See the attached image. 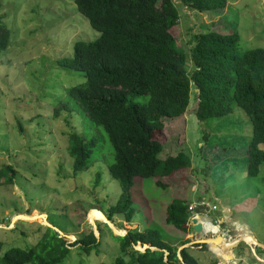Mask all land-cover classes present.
Returning a JSON list of instances; mask_svg holds the SVG:
<instances>
[{"label":"rangeland","instance_id":"1","mask_svg":"<svg viewBox=\"0 0 264 264\" xmlns=\"http://www.w3.org/2000/svg\"><path fill=\"white\" fill-rule=\"evenodd\" d=\"M179 14V22L171 31L187 49L191 34L201 29L200 23L221 33L236 30L242 50L264 47V0H227L214 13L180 6ZM0 17L10 36L9 44L0 51V167L11 164L15 171L13 183L0 184V254L11 245L35 244L45 225L55 226L67 242L92 228L99 240L95 249L86 253L76 244L59 264L102 261L112 264L121 249L111 232L125 233L128 223L123 214H115L113 222H106L101 209L115 203L121 191L119 181L108 168L112 146L102 131L90 155V165L74 174L67 134L73 129L84 134L83 122L88 121L85 117L83 121V113L80 118L75 113L67 117L65 110L54 115L58 100L65 98L66 87L85 80L82 71L61 68L56 60L71 55L76 40L94 39L100 32L78 11L75 0H0ZM190 64L188 60V68ZM162 120L169 141L167 148L171 152L183 149L190 156L191 171L198 184L188 187V198H210L209 193H202L205 186L201 179L210 177L208 183L219 195L223 179H228L230 184L222 190V196L231 203L255 199L254 209L241 216L263 240L264 162L255 176H248L246 167L237 165L251 138V121L245 111L236 105L230 114L204 124L192 113ZM87 134L95 135V129L90 128ZM223 143L228 144L227 150ZM3 179L0 176V181ZM169 192L157 186L153 177L135 176L132 187L135 213L130 224L138 229L158 226L165 239L180 246L176 229L165 220ZM84 203L101 211L93 209L89 214L90 206L85 207ZM85 208L87 212L83 211ZM235 226L238 233L232 232L231 239L249 236L246 229L242 231L241 224ZM211 236L207 234L205 239ZM188 237L196 240L192 234ZM228 238L222 239L221 245L229 247L227 251L233 256L228 257L224 249L222 261L196 242L190 241L189 249L199 264H264V250L257 246L252 249L248 239L230 248L238 240L227 242ZM221 245L210 243L213 247ZM132 247L143 251L142 244L135 243ZM124 258L129 255L124 254Z\"/></svg>","mask_w":264,"mask_h":264},{"label":"trees","instance_id":"2","mask_svg":"<svg viewBox=\"0 0 264 264\" xmlns=\"http://www.w3.org/2000/svg\"><path fill=\"white\" fill-rule=\"evenodd\" d=\"M226 2L75 0L78 11L100 33L94 39L76 40L71 55L56 60L61 68L82 71L85 80L66 87L65 98L58 100L54 115L65 110L67 117L75 113L80 118L83 113V121L84 117L88 121L83 122L84 134L76 129L67 134L74 174L90 165V155L102 131L112 146L108 168L121 191L115 203L101 209L111 221L115 214H123L128 222L124 234L111 232L121 249L112 264H199L190 246L179 249L164 238L158 226L138 229L130 224L135 213L134 177H153L163 191L170 190L166 222L176 229L181 245L187 242V189L195 183L194 173L188 153L167 148L163 117L192 113L204 124L230 114L238 105L251 121L246 174L257 175L264 162V47L242 50L236 30L221 33L200 23L201 29L191 34L187 49L171 31L179 22L180 6L214 13ZM1 17L0 51L10 40ZM18 126L21 129L19 121ZM90 128L95 129V135L87 134ZM223 146L229 147L227 143ZM14 173L11 164L2 165L0 176L4 179L0 184L13 183ZM84 205L89 207L90 203ZM93 209L101 211L90 206L89 214ZM98 243L92 228L67 242L55 226L45 225L35 244L7 247L0 254V264H59L72 246L78 244L89 253ZM135 243L146 244L145 250L134 249ZM124 254L129 258L125 259Z\"/></svg>","mask_w":264,"mask_h":264},{"label":"crops","instance_id":"3","mask_svg":"<svg viewBox=\"0 0 264 264\" xmlns=\"http://www.w3.org/2000/svg\"><path fill=\"white\" fill-rule=\"evenodd\" d=\"M223 147L225 148V150H227L229 148V147H225V146H223ZM237 147H234V148H237ZM247 163L248 162H247V148H246V150H243V155H240L239 160L237 161V165L238 166H241L242 168L243 167H246V169H247ZM209 180H211L210 177L209 178H206V180L201 179L199 181L202 182L203 185L205 186L204 187L205 190L202 193H205V192L209 193L210 194V198H204V196H201V197H198V198L189 199L188 198L189 193H188L187 194V198L189 199L190 204L191 203H197L198 201H200V199L208 200L210 204L216 203L217 204V208L211 210V212H213V214H211V212L209 214L212 215V216H219L220 219H222L221 221L223 222V225L225 227H228L230 229L231 233L234 232V231H237L238 232L237 228L235 227V224H237V223L241 224L242 227H243L242 228V231H245V229H246L247 232L248 233H251L253 235L254 239H256V241H257V243L254 244V245H249V244H247V245L251 246V248L254 249V250L258 247L259 250L261 249L263 251L264 250V245H263L264 244V238H263V240L259 239L258 236H257V234H256V232L249 225L248 220L247 219L245 220L241 216L242 213L249 212L252 209H254L253 206L255 204V199L254 198H247V199H244V201H242V202H240L239 200H236L234 203L227 202L225 200L224 196H222V190L225 189L226 186H228V184H230V181H227L228 179L226 180L225 178L223 179L222 185H221L222 186L221 187V193L219 195V193L216 192V189H215L214 186H212V188H211L210 184L208 183ZM197 184L198 183L195 182L191 187H193L194 185L197 186ZM211 198H213V202H210ZM191 214L192 213H190V216H191ZM245 215L246 214H244V216ZM187 226H188V230L184 234V239H187V242L184 245H187L188 243H190V241H192V243H193V242H196V241H199L200 240V235H199L200 232H198L197 228L195 227V224H194L193 220H191V223L188 222ZM214 230L216 231V228H214ZM188 234L194 235V238L196 240H193V237L189 239ZM245 237H250V236H244V238ZM208 240H209V238L207 239V241ZM240 242L241 241H239V243ZM189 246H191V245L189 244ZM204 247L207 248V249H209V247H206V246H204ZM224 249L226 250V254L229 253L228 254V257L229 256H233L232 253L228 252L229 250H228L227 247H225ZM218 261H222V260L221 259H218Z\"/></svg>","mask_w":264,"mask_h":264},{"label":"built area","instance_id":"4","mask_svg":"<svg viewBox=\"0 0 264 264\" xmlns=\"http://www.w3.org/2000/svg\"><path fill=\"white\" fill-rule=\"evenodd\" d=\"M198 204H201V209H203V214H206V212H209V210H213V209H216L217 208V204L216 203H212L210 204L208 200H205V199H201L200 201H198L197 203H191L189 205V211L192 213L191 215H195L196 212H195V207H197ZM193 219V217H192ZM222 219H220L219 216H213V219H212V222L214 224V226H218V230L215 231V230H212V229H209L205 231V234H212V235H216L218 233L221 232L222 235H224L225 237L228 236L230 237V234H229V231L230 229L228 227H223L221 224H222ZM241 240V239H240ZM239 240V241H240ZM199 242V243H198ZM196 243L198 244V246H202V243L199 241H196ZM191 244V243H190ZM193 244V243H192Z\"/></svg>","mask_w":264,"mask_h":264},{"label":"water","instance_id":"5","mask_svg":"<svg viewBox=\"0 0 264 264\" xmlns=\"http://www.w3.org/2000/svg\"><path fill=\"white\" fill-rule=\"evenodd\" d=\"M200 206L201 205H198V207H196V209H195V212H196V214L194 215V217H193V222H194V224H195V227L197 228V230H199V232H200V241L201 242H203L207 247H209V249L215 254V255H217V257H218V259H224V255H223V252H224V250L223 249H220L219 251V253L217 252V250H215V249H213L211 246H210V243L207 241V239H205L206 237H205V229H204V226H205V224H204V216L203 215H201L200 213H198V210H199V208H200ZM207 218H209L208 216H207ZM211 218V217H210ZM107 221H109L108 219H106ZM109 224H110V222H109ZM213 238H215V239H222V238H224V237H222V235H220V234H217V235H215ZM212 245V244H211ZM264 245V244H263ZM145 246H146V244H143V250L145 249ZM185 245L183 244V245H180V246H178V248L179 249H181L182 247H184Z\"/></svg>","mask_w":264,"mask_h":264},{"label":"clouds","instance_id":"6","mask_svg":"<svg viewBox=\"0 0 264 264\" xmlns=\"http://www.w3.org/2000/svg\"><path fill=\"white\" fill-rule=\"evenodd\" d=\"M198 205H201V204H198ZM198 205H197V207H198ZM195 209H196V207H195ZM195 209H194V210H195ZM203 211H204V210L201 209V206H200V208H199V210H198V213H200L201 215L204 216V224H205V226L208 227V225H214L213 222H212L213 216L209 214V213L211 212V210H209V212H206V214H203ZM190 213H191V212L189 211V217H188V219H189L188 222H189V223H191L192 217H194L193 215L190 216ZM207 216H208L209 218H207ZM210 217H211V218H210ZM108 220H109V219H108ZM105 221L108 222L107 220H105ZM109 221H111V220H109ZM111 222H113V221H111ZM188 222H187V224H188ZM221 225H222L223 227H225V226L223 225V222H222ZM205 226H204L205 231H206V230L209 231V229L206 228ZM96 231H97V230H96ZM205 231H204V232H205ZM198 232H199V230H198ZM237 233H238V232H237ZM123 234H124V233H123ZM218 234L222 235L221 232L218 233ZM229 234H230V236H231V235H234V234L231 233V231H229ZM235 234H236V233H235ZM206 235H207V234H205V236H206ZM216 235H217V234H216ZM214 236H215V235H212L211 237H214ZM222 237L226 238V237H228V236L225 237L224 235H222ZM200 238H201V237H200ZM240 241H244V240L241 239ZM200 242H201V241H200ZM238 243H239V240H238V242H237L236 244L231 245L230 248H232L233 246H236ZM139 244H140V243H139ZM189 244H190V243H188V244L185 245V246H189ZM193 244H194V243H193ZM140 245H141V244H140ZM202 245L206 246L205 244H203V242H202ZM220 247H221V249L224 250V248L227 247V246H223V245H221ZM227 248H229V247H227ZM144 250H145V249H144ZM209 251H211V250H209ZM211 252H212V251H211Z\"/></svg>","mask_w":264,"mask_h":264},{"label":"bare ground","instance_id":"7","mask_svg":"<svg viewBox=\"0 0 264 264\" xmlns=\"http://www.w3.org/2000/svg\"><path fill=\"white\" fill-rule=\"evenodd\" d=\"M211 226V227H210ZM236 227V226H235ZM206 228H208V229H214V228H216V231L219 229L218 228V226H214V225H208V227L206 226ZM249 236L251 237V238H253V239H250L249 237H245L243 240L244 241H246V239H248V242L250 243V244H252V245H254V244H256L257 243V241H256V239H254V237H253V235L250 233L249 234ZM222 239H224V238H222ZM221 238L220 239H215V238H213V237H209V240H208V242L209 243H216V244H219V245H221L222 243H223V240H222ZM235 240H238V239H229V240H227V242H232V241H235ZM248 244V243H247ZM213 249H215V250H217V252L219 253L220 251V249H221V247L220 246H216V247H213V246H211ZM223 255H224V253H223Z\"/></svg>","mask_w":264,"mask_h":264},{"label":"flooded vegetation","instance_id":"8","mask_svg":"<svg viewBox=\"0 0 264 264\" xmlns=\"http://www.w3.org/2000/svg\"><path fill=\"white\" fill-rule=\"evenodd\" d=\"M206 227V226H205Z\"/></svg>","mask_w":264,"mask_h":264}]
</instances>
